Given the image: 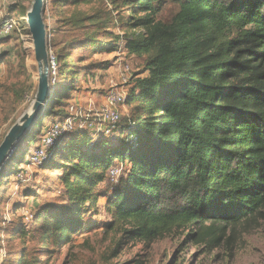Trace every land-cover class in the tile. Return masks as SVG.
Wrapping results in <instances>:
<instances>
[{"label": "trees", "instance_id": "trees-1", "mask_svg": "<svg viewBox=\"0 0 264 264\" xmlns=\"http://www.w3.org/2000/svg\"><path fill=\"white\" fill-rule=\"evenodd\" d=\"M110 1L111 7L99 0L90 14L73 10L61 18L48 46L61 78L78 68L73 56L86 57L76 49L144 59V72L130 80L123 128L112 137L83 130L59 139L43 168L61 172L66 203L50 202L31 224L0 229L7 233L0 234L6 253L0 264H47L42 257L57 255L102 207L110 215L108 230L147 243L188 228L197 243L217 242L230 226L264 215V0ZM168 8L173 12L163 21ZM119 23L122 35L114 31ZM23 31L30 35L26 22L16 34ZM7 56L0 55V64ZM106 68L107 62H93L83 75L96 78ZM62 88L52 90L0 171V205L45 119L63 117L76 84ZM116 163L125 171L108 186Z\"/></svg>", "mask_w": 264, "mask_h": 264}, {"label": "rangeland", "instance_id": "rangeland-1", "mask_svg": "<svg viewBox=\"0 0 264 264\" xmlns=\"http://www.w3.org/2000/svg\"><path fill=\"white\" fill-rule=\"evenodd\" d=\"M32 1L0 0V9L15 18H22L26 15L22 19V22H25ZM57 1L45 0L44 18L48 43L54 38L56 32H59L61 18L69 17L73 10L90 14L99 4V0H87L68 7H61L60 3H56ZM105 1L109 7L112 6L110 0ZM172 12V8H168L159 18L168 21ZM122 13L128 14L126 11ZM114 31L120 35L124 34L120 23ZM32 45L31 37L27 31H23L21 35L15 34L13 40L5 48L8 56L0 64V143L13 123L27 110L35 98L38 72ZM74 54H84L86 57L78 60L73 56V63L78 65L75 73L62 78L57 74L58 78L53 87L59 89L63 86L62 90H65L67 85L76 84V90L71 99L67 101L68 105L69 102L78 105L84 115L93 119L96 126L99 125L96 110L103 105L105 94L112 89L120 91L125 88L128 91L132 85L130 80L133 75L144 72V59L126 51L89 53L76 49ZM93 62H107L108 68L97 70L96 78L91 74L84 76L82 68ZM127 64L131 68L128 84L123 83L122 80ZM66 70L64 69L65 73ZM146 75L147 73H144L142 76ZM87 85L94 89L92 87L88 89ZM88 90L92 91V94L87 96L92 97L84 101L81 94ZM66 108L67 105L64 107L63 116L66 114ZM52 118L56 120L60 116L55 115ZM48 124L49 120L46 126H49ZM24 166L28 167L25 164ZM27 171L30 174V180L18 188L17 194L10 195L8 184H6L7 198L0 205V215L3 218L0 221V229L7 226L13 228L17 221L26 224L25 214L33 216L31 220L34 221L39 211L36 207L39 204L50 203L49 200L55 198L54 195L62 197L61 189L54 184L56 180L52 181L56 176H60L57 175L59 171L33 166H29ZM115 184L117 182H108V186ZM104 202L105 200L102 199V204ZM89 219L92 222L87 230L75 235L71 242L63 245L57 255L43 256L42 259L47 264H264V215L230 226L217 242L208 237L205 242L200 243L188 235L193 232L189 228L174 231L148 243L122 238L121 233L106 228V224L111 219L103 207L99 214ZM0 234L4 237L7 235L5 230L0 231Z\"/></svg>", "mask_w": 264, "mask_h": 264}, {"label": "built area", "instance_id": "built-area-1", "mask_svg": "<svg viewBox=\"0 0 264 264\" xmlns=\"http://www.w3.org/2000/svg\"><path fill=\"white\" fill-rule=\"evenodd\" d=\"M22 19L21 17L15 18L0 9V55L6 52L4 40L12 38L16 34ZM49 67L50 84L54 85L57 80L56 75L58 74L59 66L56 55L51 49H49ZM130 73L131 68L127 64L125 65L122 76L123 83L128 84ZM127 93L128 91L123 88L120 91L112 89L105 94L103 105L96 110V117L99 121V125L97 124L96 126L94 125L93 119L88 115H84L78 105L75 103L69 104L66 108V115L54 120L53 123L45 127L37 144L30 147L25 162L20 164L17 173L7 180L9 194H17L18 188L30 180V174L27 171L29 166L43 168L50 158L52 148L65 134L85 130L94 138L119 135L123 128V119L128 114L126 105ZM79 119L83 121H78ZM24 164L28 167H25ZM124 171V164H114L108 172V181L118 182ZM32 217L29 214H25V223H32ZM2 244L3 241L0 237V262L6 255Z\"/></svg>", "mask_w": 264, "mask_h": 264}, {"label": "water", "instance_id": "water-1", "mask_svg": "<svg viewBox=\"0 0 264 264\" xmlns=\"http://www.w3.org/2000/svg\"><path fill=\"white\" fill-rule=\"evenodd\" d=\"M44 7L45 0H33L27 12L25 22L33 41L32 48L38 72L37 91L30 110L22 113L0 143V171L42 115L54 89L49 77V46Z\"/></svg>", "mask_w": 264, "mask_h": 264}, {"label": "crops", "instance_id": "crops-1", "mask_svg": "<svg viewBox=\"0 0 264 264\" xmlns=\"http://www.w3.org/2000/svg\"><path fill=\"white\" fill-rule=\"evenodd\" d=\"M90 85H91V83H89ZM90 85H87L86 87L89 89V88H91L92 86H90ZM97 87V86H96ZM93 89H94V87H92ZM88 94H92V91H86V92H83V94H81V95H83L82 97H84L83 99H84V101H86L88 98H90V97H92V96H87ZM54 119L55 118H47V119H45V121H44V126H43V128H42V130H44L45 129V127H47L46 126V122L49 120V124L48 125H50L51 123H53L54 122ZM35 144V142H32L31 144H30V147H31V145H34ZM20 166V165H19ZM57 175H61V172L59 171V172H57ZM58 177L59 176H56V178L54 179V180H52V181H55L56 180V183H54L56 186H58L59 187V189H61V191H62V197H56L54 194V196L53 197H55V198H53V199H51V200H49L51 203H55V204H64V203H66V200L64 199V197H63V186H62V184L60 183V181L58 180ZM52 183V182H51ZM103 200H105V199H103ZM105 203V202H104ZM103 203V204H104ZM42 204V203H41ZM41 204H39L36 208H37V210H39L43 205H41ZM102 204V199L100 200V205H103Z\"/></svg>", "mask_w": 264, "mask_h": 264}, {"label": "bare ground", "instance_id": "bare-ground-1", "mask_svg": "<svg viewBox=\"0 0 264 264\" xmlns=\"http://www.w3.org/2000/svg\"><path fill=\"white\" fill-rule=\"evenodd\" d=\"M31 104H32V102H31ZM31 104H30V106L27 108L26 111H29V110H30V108H31ZM26 111H24V112H26ZM24 112H23V113H24Z\"/></svg>", "mask_w": 264, "mask_h": 264}]
</instances>
